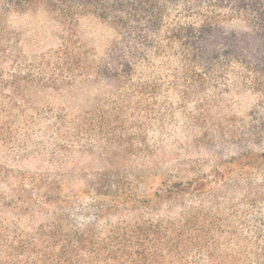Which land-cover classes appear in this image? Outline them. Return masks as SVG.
<instances>
[{
  "label": "trees",
  "instance_id": "trees-1",
  "mask_svg": "<svg viewBox=\"0 0 264 264\" xmlns=\"http://www.w3.org/2000/svg\"><path fill=\"white\" fill-rule=\"evenodd\" d=\"M36 11L65 31L29 58L11 22ZM86 16L114 33L103 53L83 44ZM72 84L108 89L100 115L61 116L34 100ZM237 94L253 98L239 123L212 118ZM179 114L245 150L223 173L165 179L141 197ZM98 130L101 166L69 162ZM47 138L55 168L0 165V264H264V0H0V149L48 152Z\"/></svg>",
  "mask_w": 264,
  "mask_h": 264
},
{
  "label": "rangeland",
  "instance_id": "rangeland-1",
  "mask_svg": "<svg viewBox=\"0 0 264 264\" xmlns=\"http://www.w3.org/2000/svg\"><path fill=\"white\" fill-rule=\"evenodd\" d=\"M11 25L19 32L22 49L29 58H35L57 49L64 37L65 28L62 23L54 15L45 11L14 17ZM79 31L83 44L97 54L105 51L108 42L114 35L93 16H86L80 20ZM64 87L65 89L62 90L39 93L35 95L34 100L39 106H45L48 110L51 109L61 116L71 118L100 115V109L92 111L99 108L101 105L99 103L105 104V100L108 99L107 88L97 84H72ZM252 102L253 98L248 95L228 96L222 106L213 110L212 118H224V123L230 120V124L239 123L245 117ZM186 121L187 119L179 114L174 122L175 126L164 137V144L156 152L152 167L137 183V190L141 197H149L150 194L160 190L165 179L173 182L181 180L197 182L200 181L198 176L210 174L218 166L223 173L224 167L231 158L241 155L245 150L235 143H223L219 140L213 142L203 132L186 128ZM105 133L98 130L92 132V137L81 136L82 146L74 150L70 155L69 162L73 161L81 169H94L101 166L99 147L104 144L103 140L107 141L108 139ZM34 137V140H38L39 134ZM151 139L154 141L155 136H151ZM51 144L52 140L47 138L45 146L49 150L48 152L38 153L31 149L24 157H16V153L0 149V165L7 164V168L21 172L35 170L47 172L51 168H55L49 160L50 152L53 151L50 147ZM113 162L111 163L113 164ZM189 172H195L197 176L193 173L189 174Z\"/></svg>",
  "mask_w": 264,
  "mask_h": 264
}]
</instances>
